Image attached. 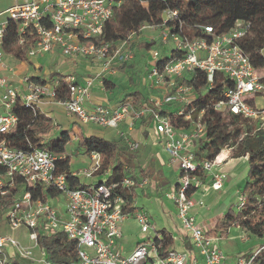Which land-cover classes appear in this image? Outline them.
Returning a JSON list of instances; mask_svg holds the SVG:
<instances>
[{
  "label": "built area",
  "instance_id": "obj_1",
  "mask_svg": "<svg viewBox=\"0 0 264 264\" xmlns=\"http://www.w3.org/2000/svg\"><path fill=\"white\" fill-rule=\"evenodd\" d=\"M15 1L14 5L0 12V17H3L0 20V60L4 55L1 50L2 38L9 20L18 23L19 44L24 43L22 36L27 28H31L36 35V42L26 52L27 58L58 49L65 58L87 57L103 63L104 70L115 59L124 63L133 58L131 50L120 51L123 46L110 54L108 44L96 42L101 37L105 24L115 15L120 2ZM176 15V11H165L161 15L160 25H141L139 28V31L158 30L159 46L166 49L167 44L172 42L170 51L180 54L167 61H160V50H149L145 81L150 89L163 92L162 102L156 100L153 102L154 106L173 103L176 114L184 115L180 108L184 102L182 93L189 91L190 87L179 85L171 93L175 79L201 71L206 73L211 82L213 74L220 72L231 79L233 86L225 92L223 101L213 105L214 110L229 111L246 120L248 126L255 130H264V106H258L256 102L257 97L264 99V69L256 70L238 45V41L247 36L250 24L237 21L222 34H215L211 26L196 25L194 29L199 34L189 36L169 32L166 23ZM64 81L67 84V97L58 99L56 89L60 83L57 80L54 85L49 86L43 82H34L26 76L19 85L13 86L5 78H0V105L3 109L0 114V211L3 212L6 224L13 230L21 226L27 228L29 240L37 246L38 232H61L69 240L76 242L77 259L71 263L51 262L38 246L42 255L41 264H264V260L258 259L264 246L249 258L230 261L218 245L220 238L208 235L207 229L191 214L193 208L203 204L201 200L194 202L192 195L187 196L190 188L197 191L204 185L194 173L200 167L206 178H212L210 189L220 190L226 174L220 167L223 161H218V158L222 151H232V147L221 150L213 161L198 164L193 147L205 131L201 122H193L190 129L181 130L173 127L166 116L148 109L134 111L127 104H121L116 109L103 104L87 108L93 79L88 78L79 83L73 75H69ZM17 98L26 106H36L44 100H52L69 116H75L83 124L118 129L126 122L127 131L133 129L136 121L153 113L154 130L161 136L162 150L171 162H179L181 174L175 189L169 193V198L173 202L188 249L178 250L172 247L165 256H161L162 238L148 215L142 212H122L126 204L122 192L133 186L136 187L135 192H138L147 184L145 179L135 184L133 179L124 176L116 182L101 179L99 182L81 184L79 177L95 180L109 175L108 172L98 174L104 159L99 153L91 152L88 154L90 165L86 169L70 171V178L78 179L79 182L71 186L66 174L57 171L56 162L65 159L64 154L56 155L44 148L25 152L9 147L4 135L12 131L17 123L16 116L10 111ZM184 118L188 120L190 117L185 115ZM119 136H124V132L119 131ZM127 147L131 152H136L140 144L128 142ZM16 179L21 181V189L11 194V190L17 186ZM38 189L42 195L37 194ZM8 195H11V203L5 206L3 199ZM243 204L244 199L240 194L235 210L239 211ZM127 220H133L142 235L129 252L118 246L123 237L121 225ZM4 247L14 248L21 258H30L29 249L21 248L10 237L0 236V264H12L1 253Z\"/></svg>",
  "mask_w": 264,
  "mask_h": 264
},
{
  "label": "trees",
  "instance_id": "obj_2",
  "mask_svg": "<svg viewBox=\"0 0 264 264\" xmlns=\"http://www.w3.org/2000/svg\"><path fill=\"white\" fill-rule=\"evenodd\" d=\"M120 2L113 18L105 24L103 33L98 41L109 45V53L112 54L121 43H130V35L140 33L141 25H160L161 15L165 11H176L174 19L166 23L171 33L198 35L194 29L196 25L211 26L215 34L227 32L237 21L250 24L246 37L238 41L242 51L248 56L253 67L261 71L264 69V0H114ZM24 43L19 44L18 23L12 20L7 22L1 50L5 55L11 56L17 61L27 59V50L36 42V35L31 28H27L22 36ZM146 47L155 46L156 43H144ZM159 45V44H158ZM149 50V48H148ZM180 54L170 51L162 55L160 61H167ZM162 64V63H161ZM118 70L132 72L128 74L130 82L133 74V65L128 62L120 63ZM58 77L53 75V78ZM65 78V77H64ZM63 79L59 81L56 97H67V84ZM41 82L40 79H32ZM77 82V80H76ZM103 88L112 91L116 84L112 80L104 79ZM189 86L192 95L181 104L184 115H178L173 103L168 104L166 110L158 112L168 117L169 123L176 129H190L193 122H201L204 126V134L194 144L193 154L195 161L200 164L204 161H213L215 157L227 147H232V157L247 156L246 182L239 188L244 199V204L239 211H234V206L227 208L225 213L216 218L212 228L207 229V234L218 238H227L230 227L247 230L250 234L264 238V130H255L247 121L232 115L229 111L219 112L213 105L225 99V92L232 88L233 82L220 72L213 74L209 82L206 73L195 71L175 79L174 89L179 86ZM148 98L145 93L136 89L127 92L117 103L127 104L134 111L146 109ZM11 113L16 116L17 123L12 131L4 135L7 145L17 151L30 152L35 149H47L56 155L65 152V146L70 141V130H60L57 136L53 135L54 121L41 113L37 106H26L20 99H16L11 107ZM154 111V110H152ZM189 115L185 120L184 116ZM149 118L153 123V113L142 117L140 121ZM148 136L147 131L144 132ZM203 144V146H201ZM77 147L87 154L99 153L103 156V164L98 174L109 173V182H116L124 176L134 180L135 184L150 177V171H146L137 164L133 154L127 153L128 147L120 140L114 141L97 135L88 137L80 136ZM129 152V151H128ZM57 171L65 173L71 186L78 184V179L70 178L68 158L56 162ZM202 182L206 175L199 167L194 173ZM20 180L16 179V188L11 194L20 191ZM136 187L123 191L126 199L123 213H135ZM29 190V189H24ZM196 192L195 188L187 191L190 197ZM38 195H42L40 189ZM33 193V197H35ZM3 203L8 206L11 195L4 197ZM161 236L160 255L165 256L173 246L171 235L164 230L158 231ZM37 244L51 262L71 263L77 259L76 242L69 240L63 233L56 232L45 234L38 232ZM264 246V244H263ZM261 246V247H263ZM260 247V248H261ZM188 249V245H186ZM258 259L264 260V248L259 252ZM8 263H14L7 259Z\"/></svg>",
  "mask_w": 264,
  "mask_h": 264
},
{
  "label": "crops",
  "instance_id": "obj_3",
  "mask_svg": "<svg viewBox=\"0 0 264 264\" xmlns=\"http://www.w3.org/2000/svg\"><path fill=\"white\" fill-rule=\"evenodd\" d=\"M10 6H0L1 7L0 12L4 11L6 8ZM2 18L3 17H0V20ZM140 32H145L146 35L148 36L145 38L144 43L150 44L152 42H155L156 45L158 44L157 41L158 38L152 36V34L156 32V30L144 29L143 31ZM128 44L129 43L125 45V49L128 48L127 46ZM118 47H120V45ZM154 48H156V46H152L150 49H154ZM167 49L169 51L171 50L167 47L166 49H163V51L169 53ZM160 53L162 52L160 51ZM114 61H112L111 64H113ZM111 67L112 65H110L108 69L104 70L103 63H99L94 59L87 57L65 58L63 55H61L58 49H53L52 52L50 53L40 54L32 58H27L24 61H17L11 56L4 54L2 59L0 60V78H5L8 81V83L13 86L19 85L21 79L26 76L31 79H40L41 82L46 83L49 86L54 85V82L56 81L57 78L63 79L64 77L69 75H73L77 80V82L79 83H82L85 79L88 78L93 79L94 83L91 88L90 98L86 103V107L91 108L94 105L103 104L111 109H116L119 107L117 103L120 101V98L116 99L111 103L106 98V95L111 94L116 87L112 91H106L103 88V84H102V81L104 79L112 80V82L115 83L114 74L116 73V71L112 70ZM53 75H57L58 77H56L55 79V77L53 78ZM145 87L149 89L150 93H152L149 94L148 96L145 93L147 98L151 102L158 100L157 93H161L162 91L156 89H150L146 81H145ZM161 97H163V92L161 94ZM52 102L54 101L44 100L39 104H37L36 106L41 113L45 114L54 121V131L70 130L71 131L70 140H73L74 142H76V144L78 138L80 137L77 136L78 132H81L83 134L82 136L84 137L96 135L95 132L90 130L89 128H87L88 130L86 132L82 128L77 129L76 127L72 126L69 123L67 124L66 122L63 123L57 122L55 118H52L49 112L52 105H54V103ZM2 112L3 109L0 105V114ZM65 114L68 118H72V116H69L66 112ZM139 122L140 120L136 121L135 125H137V123ZM55 123L57 125H55ZM135 125L133 129L136 128V130L134 129L135 131H133V134L138 135L139 129H137L138 126ZM120 126L123 128L121 129V131H123L124 134L126 132H129L126 129L127 126L126 122H123ZM145 131L146 129L142 130L139 133L140 137L136 138L135 142H139L140 145L141 143H143L150 150V151H146V153L150 157V159H152V162L154 164L153 167L154 171H153V175L152 173H150V177L145 179L147 181V184L143 188H141L138 192H136V199L134 202L136 208L135 213L142 212L147 214L151 223L154 225L155 228L156 227L154 222L155 216L154 215L152 216V214H155V211H157L158 214L156 215L159 221L163 223L162 225L163 227L161 229L155 228V230L157 232L164 230L165 232L169 233L173 238L172 247H174L175 249L178 250L186 249V245L188 244L184 240V232L181 229L178 219L176 217V211L173 202L169 198V193L173 189H175L181 174L179 162L170 161L169 156L162 150L160 146L161 140L157 142L159 151H154L156 147H154L152 136L149 132H147L148 136L145 137L144 134ZM110 134L111 133H109L108 138L112 140ZM97 136L103 138L107 137V135L103 133H100ZM119 140L120 139L118 135V138L114 139V141H119ZM218 161H223V164L220 167L226 174V178L223 182L222 188L218 191L211 190L209 186L212 178L208 177L204 181L203 183L204 185L201 188H199L194 194H192V197H195L197 201L201 200L203 202L202 206L195 207L191 210V214L196 218L197 222L200 225L202 222L204 223L205 219L208 217L207 213L212 212L216 207H220L224 209V213H225V211L229 206L234 205L237 195H240L239 188L246 182L247 156L233 158L232 151H222L221 155L218 158ZM143 169H145L146 171H150L148 166L144 167ZM70 171L73 172L72 170ZM210 216H209V221L214 222L216 218H218L215 217L214 219H211ZM172 221H174L175 224L174 226ZM129 222L130 223L133 222V224H135L133 220L131 221L127 220L121 225V231L123 233V237L118 242V246L121 248V250H124L125 252L131 251L134 248L136 242L140 239V237H142L141 234H139L140 235L139 238H136L135 236H131L130 234L129 236H127L125 231L126 229H130L131 224H129ZM6 256L12 259L13 262L17 264H25L26 261H28V259L21 258L18 255L17 251L14 248H10V247L7 248Z\"/></svg>",
  "mask_w": 264,
  "mask_h": 264
},
{
  "label": "rangeland",
  "instance_id": "obj_4",
  "mask_svg": "<svg viewBox=\"0 0 264 264\" xmlns=\"http://www.w3.org/2000/svg\"><path fill=\"white\" fill-rule=\"evenodd\" d=\"M13 4H15L14 0H0V6H10ZM152 36L158 38L159 31L156 30V32L153 33ZM129 37H130V43L127 45L128 46L127 50H131L132 55H133V58L130 61H128L129 64L133 65V74L131 75L132 82H130L129 77H128L129 76L128 74H131L132 72L128 71V72L123 73L120 70H118L119 62L117 59H115L113 64H111L112 65L111 69L116 71V73L114 74L115 75L114 81L117 85L111 94L106 95V98L110 103L115 101L116 99H119V98L121 99L127 92H131L136 89L142 91L143 93H146L147 96L149 94H152L149 92V89L145 87V77H146V73L148 69V66H147V61H148V56H149L148 52L151 48V46L146 47L144 44L145 38L148 36L146 35L145 32H140L137 35L132 34ZM172 44H173L172 42H169V44H167V47L171 49L173 47ZM121 45H123V43H121L120 46ZM155 46L162 52V55L168 54L167 52L163 51L161 46H159L158 44ZM123 47L120 50L121 52L126 50L124 45ZM167 51L169 50L167 49ZM262 54L264 55V51L262 52ZM157 94H158L157 101L161 103L163 99V97H161L162 92L157 93ZM191 95H192L191 89L189 91L182 93V97L184 101H187ZM256 102L258 106H264L263 98L257 97ZM52 103H54V105H52L49 112L52 118H55L57 122H60V123L66 122L67 124L69 123L72 126L76 127L77 129L82 128L86 132L88 130L87 128H89L90 130L94 131L96 135H99L100 133L107 135V137L105 138H108L109 133H111L110 136L112 140L117 139L119 135L118 132L121 131V129H123L121 126H119L118 129L112 130L108 127H100V126L93 125V124L83 125L77 120L75 116H72V118H68L64 110L60 106H58L55 102H52ZM167 106L168 105L162 104L160 106L155 107L153 102H151L148 99L145 107L148 110H154L156 113H158L160 111L166 110L168 108ZM55 125L57 124L55 123ZM135 126H138L137 127V129H139L138 135L133 134V131L136 130V128H134L135 130L133 129L132 131L126 132L124 136H119V139L127 146L128 142H135L136 138L140 137L139 133L142 130L146 129V131L149 132L152 136L154 147H156L154 151H159L157 142L161 140L160 135L157 133H154L155 131L154 124L149 122V118H145L144 121H140ZM59 132L60 130L54 131L53 135L57 136ZM82 135L83 134L81 132H78L77 136H82ZM128 151L127 153L129 154L131 153L134 155V157L137 160V164L139 166L143 168L148 166L149 170L151 171L153 175L154 164L152 162V159H150V157L146 153V151H150V150L143 143H141L140 147L138 148L136 152H131L129 149ZM64 155L68 158L69 169L72 171L86 169L90 165L89 155L82 149H79L77 147L76 142H74L73 140H70L65 146ZM108 178H109V175H107L106 177L103 176L100 178H95L96 181H94L92 179H85L83 177H79V181L81 184L85 185V184H90L93 182H99L101 179L108 180ZM239 199H240V195H237L235 199V203L233 205L234 211H235V206L238 203ZM192 200L194 202L197 201L195 197H192ZM156 214H158L157 211H155V214H152V216L153 215L155 216L154 217V222L156 226L155 228L161 229L163 227L162 226L163 223L159 221ZM222 214H224V209L220 207H216L210 213L208 212L207 213L208 217L205 219V222L201 223L202 227L205 230L212 228L214 222L209 221V216L211 215L210 216L211 219H214L215 217H220ZM172 222L174 226L175 225L174 221ZM129 224H131L130 229H126L125 231L127 236H129L130 234L131 236H135L136 238H139L140 235H139L137 226H135L133 222L131 223L129 222ZM28 234H29V230L25 228L24 226L18 227L14 230L10 229L8 225L6 224V221L3 216V212L0 211V236L10 237L14 239L21 248L29 249L30 258L28 261H26L25 264H41L40 262V260H42L41 251L39 247L35 245L34 242L29 240ZM263 244H264V238L257 237L255 235L250 234L248 231H242L240 228H236V227H230L227 238H220L218 241V245L220 249L224 252V254L228 257L230 261H234V262L238 258H245V259L249 258L252 254H254L257 250H259L260 247L263 246ZM7 248L9 247L2 248L1 253L6 255Z\"/></svg>",
  "mask_w": 264,
  "mask_h": 264
}]
</instances>
